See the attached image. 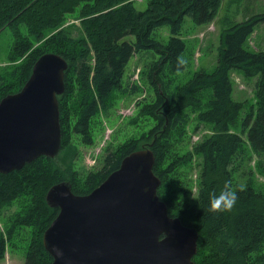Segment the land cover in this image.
I'll use <instances>...</instances> for the list:
<instances>
[{"label":"trees","instance_id":"16d2710c","mask_svg":"<svg viewBox=\"0 0 264 264\" xmlns=\"http://www.w3.org/2000/svg\"><path fill=\"white\" fill-rule=\"evenodd\" d=\"M221 6L222 0H146V8L138 11L135 0H0V31L8 28L12 34V60L25 56L18 64L0 69V100L23 87L43 54L55 53L67 62L64 92L57 97L61 127L57 159L61 161L77 155L73 136L92 145L91 125L98 115L109 113L116 93L138 94V85H122L131 58L141 52L156 57L142 72L152 98L137 102V116L151 126L108 152L98 170L80 177L71 165L62 170L56 158L39 157L19 171L0 173V213L16 205L4 220V231L0 230V261L6 248L28 235L24 264H50L42 235L58 210L45 201L49 188L68 182L74 194H88L125 156L149 147L153 173L160 180L157 195L168 215L197 232L194 264H264V184L257 185L250 171L242 183L244 190L239 191L241 184L235 179L245 154H264V51L246 47L256 26L264 22V13L240 22L234 16L219 18L214 69L196 70L186 80L177 78L187 66L177 59L186 60L187 46L181 38L185 18L194 26L208 25ZM70 16L78 21L74 27L79 35L73 36L65 26ZM162 27L169 31L166 41L153 36ZM231 72L254 80L255 104L244 114V103L232 97ZM189 113H195L198 123L209 125L212 134L179 155L175 146L184 140L181 129ZM130 124H136L135 119ZM194 157L199 172L191 199L187 190L191 183L182 168ZM258 168L264 174L261 163ZM226 183L238 191L236 205L231 210H212V196Z\"/></svg>","mask_w":264,"mask_h":264},{"label":"water","instance_id":"95a60500","mask_svg":"<svg viewBox=\"0 0 264 264\" xmlns=\"http://www.w3.org/2000/svg\"><path fill=\"white\" fill-rule=\"evenodd\" d=\"M66 70L63 57L43 54L23 87L0 100V173L59 154ZM153 165L144 147L88 194H74L68 182L51 186L45 201L58 213L42 235L50 264H194L197 232L168 215Z\"/></svg>","mask_w":264,"mask_h":264},{"label":"rangeland","instance_id":"374dc122","mask_svg":"<svg viewBox=\"0 0 264 264\" xmlns=\"http://www.w3.org/2000/svg\"><path fill=\"white\" fill-rule=\"evenodd\" d=\"M135 8L142 11L146 8V0H135ZM264 13V0H222V6L219 14L211 24L203 26H194L191 20L186 17L184 21L181 38L186 42L185 58L187 66L185 70L178 74V80H186L191 74L199 69L212 71L216 65L217 48L219 45V33L221 24L219 18L230 20L233 16L236 21H243L255 14ZM78 21L73 16L68 17L65 26L68 27L73 36L79 35L81 31L75 28ZM153 36L161 41H166L169 37L167 27L157 29ZM14 39L8 28L0 31V69L10 68L13 64H18L23 58L12 60V45ZM36 46V45H35ZM246 47L251 51H264V22L258 24L253 34L246 42ZM155 55L150 52H141L135 54L126 66L122 85L129 87L138 85L140 91L136 95H121L116 93L113 99V106L108 114H100L96 121L91 125V135H93L92 145L86 146L78 141L77 136H73L71 143L77 148V155L66 157L62 161L57 159L56 163L62 170H66L69 165L83 177L86 173L98 170L102 159L108 152L115 151V148L125 140L138 138L142 132L147 131L151 124L146 125L142 117L137 116V102L150 100L152 93L145 85L142 79V72L155 59ZM230 79L232 82V97L236 101L244 103V114L250 106H254V80L243 78L239 72H231ZM135 119L136 124H130V120ZM130 119V120H129ZM184 140L175 146V151L179 155L191 150L192 146L201 139L212 134L211 127L206 124H200L196 121L195 113H189V121L181 129ZM107 149V150H106ZM244 161L239 166L236 173V181L240 184L247 181L250 177V171L253 173L257 185L264 184V174L259 172V164L264 170V154L260 157L245 154ZM71 163V164H70ZM183 173L190 186L187 188L188 196L193 199L196 195L197 177L199 172V160L193 158L189 166L182 168ZM264 189V188H262ZM16 211V205L0 213V230L4 231L3 223L6 216ZM28 235L20 237L16 246L6 248L4 258L0 264H24V248L26 247Z\"/></svg>","mask_w":264,"mask_h":264},{"label":"clouds","instance_id":"9594fccd","mask_svg":"<svg viewBox=\"0 0 264 264\" xmlns=\"http://www.w3.org/2000/svg\"><path fill=\"white\" fill-rule=\"evenodd\" d=\"M178 64H186L187 61L178 57ZM244 190V185H239V191ZM238 191L233 189L230 184L226 183L225 186L219 191L218 194L212 196L211 209L215 211L231 210L237 203ZM174 219L176 217H171Z\"/></svg>","mask_w":264,"mask_h":264}]
</instances>
